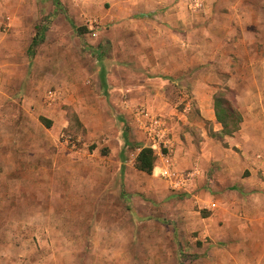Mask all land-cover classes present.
Instances as JSON below:
<instances>
[{
    "label": "rangeland",
    "instance_id": "1",
    "mask_svg": "<svg viewBox=\"0 0 264 264\" xmlns=\"http://www.w3.org/2000/svg\"><path fill=\"white\" fill-rule=\"evenodd\" d=\"M113 5L112 0H0V264H148L157 255L169 264L171 244L174 264H182L203 256L195 248L202 242L223 244L208 236L193 239L199 217L211 211L197 206L188 192L171 190L155 167L163 162L157 154L152 173L134 168L137 146L151 141L137 116L121 112L144 104L131 99V89H118L123 82L118 65L133 70L155 64L157 44L143 41L139 32L134 38L133 26L125 36L108 20ZM235 33L233 50L225 54L244 71L236 57L248 53L255 66L252 82L264 86V22L254 26L253 42L241 40L240 28ZM192 35L188 55L197 67L199 52L192 46L202 43ZM34 36L39 43L30 57ZM84 44L101 55L94 57ZM110 70L111 85L103 84ZM123 73L129 70L121 68ZM129 77L126 82L141 81L138 74ZM261 92L263 97L264 88ZM125 95L130 100L121 104ZM215 96L238 106L234 89L217 90ZM196 122L192 147L205 135L211 138L207 157H190L207 169L197 198L264 194V122L240 126L248 136L223 135L213 124ZM246 154L253 159L248 168L238 160ZM243 176L250 185L233 186ZM256 204L264 200H249L241 214L234 209L233 223L249 224L238 228L235 240L246 244L254 264H264V214L251 213Z\"/></svg>",
    "mask_w": 264,
    "mask_h": 264
},
{
    "label": "crops",
    "instance_id": "2",
    "mask_svg": "<svg viewBox=\"0 0 264 264\" xmlns=\"http://www.w3.org/2000/svg\"><path fill=\"white\" fill-rule=\"evenodd\" d=\"M112 1L116 5L108 9L110 14L108 20L116 23L115 26H118V29L125 36L129 35V28L134 27V38L138 37L139 32L143 41L157 44L155 51H153L155 52V64L132 70L119 63L118 77L123 82H121L118 89L122 92L131 89L133 92L131 94L132 100L140 101L146 107L152 109L154 113L162 114L170 120L172 123L170 132L172 134L169 136L171 145L169 155L173 167L178 171H187L191 176L186 180H181L176 187L173 185L174 182L172 184L171 180L166 179L169 182L168 185L174 192H188L191 197L195 198L193 202L197 206L211 211L207 215L199 217V224L195 225L193 229L197 230L198 236L193 237V239L202 240L208 236L212 241L211 243L215 241L223 243L221 246H209L207 243L202 242L201 246L195 248L203 256L182 264H254L246 244L235 240L240 232L238 228L242 226L246 230L249 224L247 221L240 219L238 223L234 224L233 217L236 215V210H238V214H241L242 210L248 209L246 202L249 200L263 201L264 194L232 195L226 193L217 196L216 200L213 198L209 200L197 198L202 190V185L205 184V174H207V169L202 168L197 160H203L202 157L209 155L211 138L205 135L198 142L199 144L192 147L195 142L192 141L191 130L194 129L193 124L198 123L196 122L198 119L203 124H213L215 130L221 129L222 126L215 115L214 98L217 90L226 88L236 90L237 108L242 115L241 127L245 124L249 126L251 123L258 121L264 122V96L261 97L264 86H259V82H252L255 76V66L252 62H248V53H245V57H236L238 64L240 62L245 64L244 71L240 66L233 67V56H229V53L225 54V50H233V35L236 34V28H240L245 35V38L241 39L242 41L253 42L254 26H259L264 22V3H255L252 0H201L200 6L194 7L190 0ZM191 34H195L192 35L195 37H201L199 40L202 47L197 48L193 45L192 48L197 49L200 58L199 63L205 64L204 66L198 64L197 67H194L190 64L188 54L191 47ZM237 34H239L238 30ZM206 42H216V45L210 47ZM206 48L213 51L210 54L206 53L208 52ZM243 58L245 59L243 60ZM210 60H213V62ZM221 65L224 70L221 69ZM106 68L107 70L110 69L109 66H106ZM121 68L129 70V74L123 73L120 75ZM111 70L105 73L103 84L107 82L108 85H111ZM131 73L138 74L141 81L138 82L136 78H133L134 81L126 82L127 80L131 81L129 77ZM101 74L104 75V72H101ZM225 74L227 75L225 76ZM250 80L251 82H249ZM258 97L261 98L257 99ZM124 98L125 100H121L120 103L125 102L128 104L130 99H126L127 95ZM52 103L51 101L49 106ZM121 112L129 114L130 117L131 115L135 116L131 108H125ZM42 120L45 122L46 127L51 125L50 121L44 118ZM242 131V128L239 127L238 132L242 133ZM244 134L248 136L246 132ZM154 153L159 156V151H154ZM195 153L197 154L195 156L197 160H192L190 157L191 155L194 157ZM159 158L161 159L160 156ZM238 160L239 165L245 168H248L250 163L253 162L249 154L244 157L238 156ZM186 164H188V167L185 168L188 169L183 168V165ZM262 164H264V161ZM158 165L155 167H159L161 170L163 162L161 166ZM125 166L126 163H124ZM134 168L136 169L135 163ZM250 180V178L243 176L233 181V186H248ZM215 189L222 190L220 188ZM256 205L253 206L256 211L251 210V213L253 212V215L264 214V205ZM211 221L212 223H210ZM210 225H212L211 228H209ZM172 235L173 231L169 237L170 242L173 241ZM171 247L172 244L170 245L169 264H174L176 258ZM249 257H251V260H249ZM163 263V258L158 257V255L157 257H151L148 261V264Z\"/></svg>",
    "mask_w": 264,
    "mask_h": 264
},
{
    "label": "built area",
    "instance_id": "3",
    "mask_svg": "<svg viewBox=\"0 0 264 264\" xmlns=\"http://www.w3.org/2000/svg\"><path fill=\"white\" fill-rule=\"evenodd\" d=\"M194 7H199L201 0H190ZM135 116L143 123V130L149 140L151 141L149 147L153 150L159 151V156L163 161L160 174L168 180L174 182V187L178 185L181 180H186L190 175L187 171H178L172 164L169 155L171 149L169 136L170 127L167 124L166 118L158 113L148 110L144 105H138L134 110ZM166 149V152H163Z\"/></svg>",
    "mask_w": 264,
    "mask_h": 264
},
{
    "label": "trees",
    "instance_id": "4",
    "mask_svg": "<svg viewBox=\"0 0 264 264\" xmlns=\"http://www.w3.org/2000/svg\"><path fill=\"white\" fill-rule=\"evenodd\" d=\"M55 2H57V0H55ZM74 28L77 33L81 30V27L74 26ZM38 43L39 41L37 37L34 36L28 47L30 57L34 55L35 47ZM84 45L86 50H88L94 57L101 55L100 51H97L98 49L96 50V48L87 44ZM214 109L216 119L222 126L220 129L221 134L232 135L239 130L240 123L242 121V115L236 107L232 106L227 100H224L222 96H215ZM47 125L49 126L50 124L48 123ZM137 148H139V150L135 157L136 169L147 174L152 173L156 161V155L153 149L149 146L143 145H138Z\"/></svg>",
    "mask_w": 264,
    "mask_h": 264
}]
</instances>
